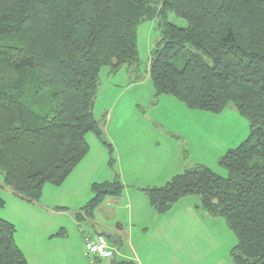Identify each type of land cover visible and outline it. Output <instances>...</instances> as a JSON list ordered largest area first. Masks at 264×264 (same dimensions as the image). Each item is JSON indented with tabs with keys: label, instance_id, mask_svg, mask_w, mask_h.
<instances>
[{
	"label": "trees",
	"instance_id": "trees-1",
	"mask_svg": "<svg viewBox=\"0 0 264 264\" xmlns=\"http://www.w3.org/2000/svg\"><path fill=\"white\" fill-rule=\"evenodd\" d=\"M146 21L159 33L148 71L156 96L213 114L233 108L249 122L247 138L218 160L226 177L195 165L143 189L149 205L162 214L199 198L197 209L234 234L232 264H264V0H0L2 179L34 203L88 154L86 135L109 146L92 114L100 72L137 73L136 30ZM92 190L86 215L123 189L115 180ZM15 232L0 218V264H29Z\"/></svg>",
	"mask_w": 264,
	"mask_h": 264
},
{
	"label": "rangeland",
	"instance_id": "rangeland-1",
	"mask_svg": "<svg viewBox=\"0 0 264 264\" xmlns=\"http://www.w3.org/2000/svg\"><path fill=\"white\" fill-rule=\"evenodd\" d=\"M170 21L185 26L173 16ZM158 39L156 22L141 23L136 30L137 73L126 67L115 74L107 68L100 72L92 114L109 146L93 134L86 135L88 154L61 185L45 184L34 203L14 195L0 174L4 201L0 218L16 229L15 241L29 264H91L79 256L83 236L103 234L108 245H117L113 233L122 232L114 229L121 224L126 228V222L134 225L130 243L143 264H232L234 234L223 218L212 219L197 209L199 198L182 199L162 214L148 206L144 188H136L141 192L132 201L121 200L127 182L146 186L147 179H158L165 163L175 176L192 165H203L226 177L218 160L249 135V122L233 108L213 114L190 110L171 96L155 95L148 71L150 51ZM133 78L140 81L131 84ZM115 180L121 183V196L110 198L111 204L105 199L107 206L95 210L92 222L84 207L94 199L93 185ZM128 191L134 193L133 188ZM138 209L141 212L135 215ZM106 225L114 230L111 235L102 230ZM122 240V250L130 249ZM112 259L100 263L113 264Z\"/></svg>",
	"mask_w": 264,
	"mask_h": 264
},
{
	"label": "crops",
	"instance_id": "crops-1",
	"mask_svg": "<svg viewBox=\"0 0 264 264\" xmlns=\"http://www.w3.org/2000/svg\"><path fill=\"white\" fill-rule=\"evenodd\" d=\"M140 81V80H139ZM138 80L137 81H135L134 80V78H133V81L131 82V84L133 83V84H135L136 82H139ZM130 137V139H132V140H135L136 139V137H135V135H130L129 136ZM187 156V155H186ZM187 165H189L188 163H187ZM168 164H166L165 163V167H163V169L164 170H162L161 172H160V175H159V177H158V179L157 180H153L154 178H149V179H147L146 181L147 182H145L146 184V186H136L135 184H128V182L125 184V191H124V195H122L121 196V200H122V202H125V200H129V201H132V199L133 198H136L135 196H137V197H139V193L141 192V190L140 191H138L136 188H151V187H155V188H157V187H162V186H164V185H166L174 176H175V174H173L174 173V169L173 168H171L170 169V166H168ZM194 165H192V166H190V167H188V168H186V169H184V170H182V173L184 172V171H186L187 169H189V168H191V167H193ZM176 171V170H175ZM182 173H180V174H182ZM176 175H179V174H176ZM129 188H133V190L134 191H132V192H134V193H132V194H130L129 193ZM124 196V197H123ZM143 196H145L143 193H141V195H140V197L141 198H143ZM120 197V196H119ZM110 198H112V197H108V198H106L108 201L107 202H109L110 204L114 201V200H112L111 201V199ZM113 199H117L116 197L115 198H113ZM105 201V200H104ZM107 202H106V204H107ZM104 203V202H103ZM103 203L98 207V208H96L95 210H101V208H103V207H105V206H107L106 204H105V206L103 205ZM144 204H145V202H143ZM119 204V200L115 203V206H117ZM151 209H153L150 205H148ZM127 207H128V205H127ZM194 209H196V207L194 208ZM95 210L90 214V215H88V218H89V220H92V222H94L95 221V218H94V212H95ZM154 210V209H153ZM98 211V212H99ZM136 211V213H135V215H138L137 214V211L138 212H141V210L140 209H138V210H135ZM155 211V210H154ZM191 211H194L193 209L191 210ZM195 212V211H194ZM112 213H113V216H115L116 215V212L115 211H112ZM197 213V212H196ZM130 216H132V213H131V215ZM130 216H128L127 218H130ZM86 216H84V218H85ZM97 218V217H96ZM129 222H131V220L129 221ZM133 224H130V223H127L126 222V228L125 227H123L122 226V224H121V226H118L117 227V229H114V230H118V231H120V232H122V234H120V233H116L115 234V232H114V230L112 229V227H110V226H104V228H102V230L104 231V229H106V230H109V233H110V235L113 233V235H114V239H115V241H117L118 242V244L117 245H108V243H107V245H108V247H109V249H110V251H111V253H112V256H111V258H113L112 259V263L114 264V263H119V262H132V263H134V264H143L142 262H141V260H140V258H139V256H140V254H138L136 251V249H134L133 247H132V245H131V243H130V237H131V234H132V232H130V230L131 229H133ZM113 230V231H112ZM96 235H99V234H96ZM100 235H103V234H100ZM95 236V235H94ZM94 236H89V235H85V236H83V238H86V237H90V238H93ZM122 238L123 239H125L126 241H128V243H129V247H130V249H125V250H122ZM81 252V251H80ZM79 256H82L85 260H87L89 263H91V264H101L100 263V260H94V261H90L86 256H85V253H84V247L82 246V253H79Z\"/></svg>",
	"mask_w": 264,
	"mask_h": 264
},
{
	"label": "built area",
	"instance_id": "built-area-1",
	"mask_svg": "<svg viewBox=\"0 0 264 264\" xmlns=\"http://www.w3.org/2000/svg\"><path fill=\"white\" fill-rule=\"evenodd\" d=\"M84 253L90 260H101L112 256L104 236L98 235L93 238H84Z\"/></svg>",
	"mask_w": 264,
	"mask_h": 264
}]
</instances>
